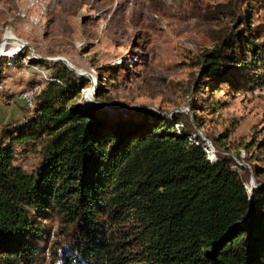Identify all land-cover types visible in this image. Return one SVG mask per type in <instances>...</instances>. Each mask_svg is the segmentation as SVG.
<instances>
[{
    "label": "trees",
    "instance_id": "16d2710c",
    "mask_svg": "<svg viewBox=\"0 0 264 264\" xmlns=\"http://www.w3.org/2000/svg\"><path fill=\"white\" fill-rule=\"evenodd\" d=\"M246 1L232 35L201 55L211 91L234 85L227 71L239 63L249 79L235 89L264 80L254 71L264 69V27L250 12L261 0ZM71 73L58 71L62 83L49 82L33 115L0 138V264H32L53 217L59 236L72 235L62 264H264V183L251 193L250 170L220 149L210 158L180 113L82 104L90 80ZM30 145L40 158L28 171L17 154Z\"/></svg>",
    "mask_w": 264,
    "mask_h": 264
},
{
    "label": "rangeland",
    "instance_id": "374dc122",
    "mask_svg": "<svg viewBox=\"0 0 264 264\" xmlns=\"http://www.w3.org/2000/svg\"><path fill=\"white\" fill-rule=\"evenodd\" d=\"M246 5V0H0V138L33 115L36 95L49 82L61 84L55 74L65 70L73 79L90 80L80 88L82 104L126 117L147 112L168 120L182 114L214 146L215 153L206 150L210 158L220 149L250 170L248 188L254 193L264 183V80L259 76L249 88L235 89L249 79L247 66L239 63L227 71L235 84L211 91L201 65L203 53L232 35L234 14ZM250 5L254 25L264 27V1ZM17 156L28 171L40 158L35 145L22 147ZM251 164L260 168L258 178ZM46 228L35 242L32 264H62L58 257L71 250L72 235H58L56 217ZM118 229L134 230L126 222Z\"/></svg>",
    "mask_w": 264,
    "mask_h": 264
},
{
    "label": "bare ground",
    "instance_id": "6f19581e",
    "mask_svg": "<svg viewBox=\"0 0 264 264\" xmlns=\"http://www.w3.org/2000/svg\"><path fill=\"white\" fill-rule=\"evenodd\" d=\"M65 62L68 64V62H67L66 60H65ZM68 65H69V64H68ZM69 66H70L71 68H73L71 65H69ZM208 149H210L213 153H215V151H214L211 147L208 146ZM207 152H208V151H207ZM207 154H208V153H207ZM210 155L212 156V154H210ZM214 155H215V154H214ZM211 156H210V157H211Z\"/></svg>",
    "mask_w": 264,
    "mask_h": 264
},
{
    "label": "water",
    "instance_id": "95a60500",
    "mask_svg": "<svg viewBox=\"0 0 264 264\" xmlns=\"http://www.w3.org/2000/svg\"><path fill=\"white\" fill-rule=\"evenodd\" d=\"M68 65V64H67ZM69 66V65H68ZM209 147H211L214 151H215V148L212 144H208Z\"/></svg>",
    "mask_w": 264,
    "mask_h": 264
},
{
    "label": "built area",
    "instance_id": "2783aa9c",
    "mask_svg": "<svg viewBox=\"0 0 264 264\" xmlns=\"http://www.w3.org/2000/svg\"><path fill=\"white\" fill-rule=\"evenodd\" d=\"M26 99H27V97H26Z\"/></svg>",
    "mask_w": 264,
    "mask_h": 264
}]
</instances>
